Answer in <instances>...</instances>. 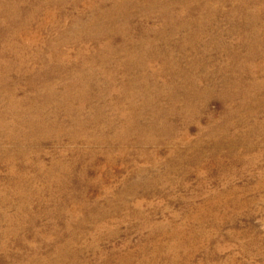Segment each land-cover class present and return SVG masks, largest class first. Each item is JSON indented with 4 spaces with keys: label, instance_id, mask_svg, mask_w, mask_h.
<instances>
[{
    "label": "rangeland",
    "instance_id": "374dc122",
    "mask_svg": "<svg viewBox=\"0 0 264 264\" xmlns=\"http://www.w3.org/2000/svg\"><path fill=\"white\" fill-rule=\"evenodd\" d=\"M11 1L19 17L0 21V69L9 64L8 82L24 107L61 131L32 146L22 141L41 119L0 118V264H264V51L248 53L252 42L264 45V0L238 8L234 0H210L206 10L183 18L177 5L178 17L164 31L165 16L144 20L130 3L132 32L114 37L119 48L132 41L130 49L99 56L106 62L97 58L89 70L90 99L74 87L67 92L77 99L60 107L55 102L71 71L105 42L78 39L91 16L87 0ZM252 27L248 42L244 34ZM128 52L142 59L140 71L125 67ZM241 68L243 83L231 99L226 91L241 79ZM43 73L52 74L59 98L33 89ZM126 79L143 88L132 101L119 97ZM185 79L194 83L187 101L194 117L180 97L190 86ZM251 105L257 118L247 116ZM6 107L0 94V111ZM127 118L155 123L149 133H123ZM227 122L234 126L219 130ZM249 133V144L242 143ZM92 134L110 143H94ZM230 137L237 145H228Z\"/></svg>",
    "mask_w": 264,
    "mask_h": 264
},
{
    "label": "bare ground",
    "instance_id": "6f19581e",
    "mask_svg": "<svg viewBox=\"0 0 264 264\" xmlns=\"http://www.w3.org/2000/svg\"><path fill=\"white\" fill-rule=\"evenodd\" d=\"M20 2H25L26 0H19ZM28 1V0H27ZM65 1V0H64ZM106 0H87L88 3V7L90 8L91 11V16L87 19L86 23L83 24L81 26L82 31L81 34L80 30L78 31H74L71 32V34L73 33V35H78V39H83L85 40L86 43L89 42H93V43H97L100 42L101 39H105L104 43H101L98 48L95 51V54H91L89 55L88 59H86L85 57L83 58V62H85L84 64L81 65L80 69H76V71H71L74 74V77L72 78L71 82L68 83V86L65 84L64 85V92L60 93V99L59 102H55V105H57L58 107H60L62 105V103L65 102H69L70 100H75L77 99L78 95H71L70 93H68L67 91H71V89H73L74 87H80L79 89L80 91V96H82L84 99L87 97V99H90V85H89V70L92 69V67H94V63L95 61H97V58H99V60L103 63L106 62V60H104L103 57H99V56H105L106 53L109 52H113V50L116 52V48L118 51L123 52V48L125 46H128L130 49V46H132V41H127L126 43L123 44V46L121 48H119L118 46H116L114 44V37L115 36H120V34H122V36H127L129 34H131L133 26L130 24V19L132 18V15L128 12V6L129 4H136L139 6L137 13L140 14V16L143 17L144 20H147L148 18L150 19V16L152 13H158L159 15L165 16L163 17L164 20L161 21V26L160 29L162 31H164V28L166 26L167 23H169L168 25H172L174 24V21L176 19L177 16L174 15V7L175 6H179L182 11L179 14L180 18H183L186 15H190L192 13V9H207L209 3L211 2L210 0H206L204 2V4H202V6L200 5H194L193 4V0H111V1H115L114 3H112L110 9L108 10H102L103 12H100L99 9H97V7L99 6V3H103ZM197 2V0H195ZM224 0H218V2H223ZM237 4L236 8L238 7H245L248 3H251L252 0H234ZM255 1H259V0H255ZM262 1V0H261ZM260 1V2H261ZM60 3V2H58ZM75 3V2H74ZM58 6L62 7L63 3L59 4ZM143 6V7H142ZM214 6V5H213ZM247 7V6H246ZM0 8L3 9V13H1V20L2 22H7L10 23L12 20H14V18L19 17L18 13H15V3L11 0H0ZM101 9V8H100ZM211 10H215V8H211ZM169 15V16H168ZM183 16V17H182ZM170 18V19H167ZM31 18H29L27 21H30ZM109 22V23H107ZM123 22V24L121 23ZM80 28V29H81ZM84 30V31H83ZM178 31L177 29L175 30V32ZM257 31V30H256ZM246 34H244L245 36V40H248V42H252L253 38L255 37L254 32H255V27H252L251 29H247V31H245ZM256 33V32H255ZM72 37V35H71ZM121 37V36H120ZM130 37V36H128ZM74 38H64L63 42L68 41V42H72L74 43ZM145 44H147V42H145ZM150 45V44H149ZM148 45V46H149ZM250 45V43H249ZM148 46H144V50L148 47ZM251 46L254 48H250L248 49V53H261L264 51V45H260V43H256L255 42L251 43ZM127 50V49H126ZM2 53V50L0 49V54ZM96 55V56H95ZM125 55H127V59L129 60L128 62L131 63V66H125L127 69L128 68H135L137 69V71H140L141 67L143 66V61L142 59H138L136 57L135 53H126ZM248 57V56H247ZM232 59V58H231ZM82 62V63H83ZM98 62V61H97ZM86 64V68H82V66L85 67ZM62 66V65H61ZM2 69H0V94L7 100V107L5 108V113L4 111H0V118H5L4 114H7V117L9 115V117L11 118H33V121H35V118H39L42 121L39 123V129L36 130L35 132H33L34 134H32L31 136H25L23 138L22 142H27L29 141L30 144H32V146H34V142L35 144L38 142L39 139H41L40 136H44V135H48V136H53L55 135L56 137L59 135L60 133V128L57 129L55 128L53 125L52 121H47V120H43L44 117H42V114L39 113V111H33V109H31L30 107L25 108L24 107V99L18 97L17 95V88L16 86L11 87L10 86V81L8 82V77L6 74V71L9 70V64H4L1 66ZM263 64L261 65V67L259 68L260 70L263 69ZM126 69V70H127ZM242 72H239L240 74H238L241 79L235 80L234 82H230L232 84V86H230V84H228L230 87L227 88L228 91H226L229 95L232 94L228 97L233 99L235 97V95L233 94V90L232 88H235L239 85H241V83H243V78L245 75V73L243 72V68H241ZM4 72V73H3ZM47 72V71H45ZM71 72L69 71V73H67V75L71 74ZM126 75H128L127 73H125ZM254 74V72H253ZM117 75V74H116ZM255 75V74H254ZM253 76V75H252ZM52 74L51 73H43V74H39V76L37 75L34 79L36 80L39 79L41 83V86L37 88V86H34V83L32 82V87L35 90V92L42 94V92L44 91H50V93H52V95H56L58 94L56 92L57 90V86L58 85H52ZM107 77V76H106ZM111 79V76L107 77V80L109 81ZM114 79L116 80V78L114 77ZM128 80V83L124 84L123 86L121 85L119 90V97L123 98V99H129L132 101L133 98H135L134 94H137V91L141 90L139 88H142L140 85L141 84H137V79L135 80V83L133 82V80ZM186 82L188 84H190L189 88L187 87H183V91L181 90V99H186V112H188V117L190 116H195V105L190 104L189 102H187L189 100V98H193L191 96H189V92H191L192 89H194V83L191 79L187 80L185 79ZM65 81V80H62ZM61 81V82H62ZM130 82V83H129ZM192 82V83H191ZM123 83V82H122ZM61 85H63L64 83H60ZM143 89V88H142ZM236 89V88H235ZM194 91V90H193ZM251 91V90H250ZM107 92L109 93V90H107ZM175 90L171 89V94H174ZM196 93V92H195ZM205 92L203 91V93L200 94H204ZM170 94V97H171ZM240 93L237 94V96ZM140 95L145 96V100H148L147 97L150 98V94H148L147 92L142 91ZM94 96V95H93ZM99 98L102 96L101 94L97 95ZM242 96L245 98L246 94H242ZM43 97H48V96H43ZM176 97V96H175ZM58 98H59V94H58ZM173 98V95H172ZM184 102V101H183ZM193 105V106H191ZM69 111V108L66 110ZM239 110H237V112H233V115H238ZM247 116L250 118H257L256 117V113H257V107L256 106H250V108L248 107L247 111ZM30 115V116H29ZM4 116V117H3ZM38 119V120H39ZM133 119V118H132ZM130 118H127L126 122H125V126L123 127V129L125 128L124 132H133V133H137L140 134L147 132L149 130L152 131V127L154 126L153 124L148 125V127L146 125H136L137 122L136 120L134 122H132L133 120ZM138 119V118H137ZM193 120H196V118H192ZM32 122V121H31ZM136 122V123H135ZM229 124V125H228ZM56 125V124H55ZM48 127L49 129L45 128ZM75 126V125H74ZM134 126L136 127V129L134 128ZM231 126H234V124L227 122V124L225 125L224 128H221L219 130H223V132H225L226 130H228L229 128H231ZM54 128V129H53ZM134 128V129H133ZM35 129L32 128V131ZM137 131V132H134ZM69 132L71 133L73 138H78L80 136V134L73 128L72 130H69ZM147 132V133H149ZM40 133V134H38ZM141 135V134H140ZM249 135H251V133L246 134L243 139H242V143L244 144H249L248 138ZM95 136L93 140L94 143H110V140H105L103 137H99L97 135L92 134V138ZM7 140H9L10 142L13 141L14 137H8L6 136ZM223 139H226V137H223ZM229 140V146L230 144L235 146L237 145V143L239 142L238 140L233 139L232 137L228 138ZM13 143V142H12ZM248 148V147H247ZM2 156V153L1 155ZM236 156V155H234ZM6 156H4L5 158ZM12 156L11 155H7L6 160H9ZM1 160V158H0ZM54 165V163L52 164V166ZM18 192V194L20 196L22 195V191L19 188L18 190H15ZM22 200V204L19 206L18 209H22L25 205V201H23L22 197H20ZM4 197L2 198V200H0L1 204L4 202ZM7 254V253H6ZM56 255H58V257L61 255L60 260L64 261L65 259H67L66 253L64 252V249H57L55 252ZM11 258V257H10ZM7 258V259H10Z\"/></svg>",
    "mask_w": 264,
    "mask_h": 264
}]
</instances>
